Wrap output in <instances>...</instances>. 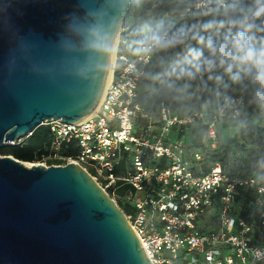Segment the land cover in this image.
<instances>
[{
    "label": "water",
    "instance_id": "1",
    "mask_svg": "<svg viewBox=\"0 0 264 264\" xmlns=\"http://www.w3.org/2000/svg\"><path fill=\"white\" fill-rule=\"evenodd\" d=\"M139 0H0V150L99 103ZM107 34L110 48L94 44ZM0 264H150L125 214L77 164L0 156Z\"/></svg>",
    "mask_w": 264,
    "mask_h": 264
},
{
    "label": "built area",
    "instance_id": "2",
    "mask_svg": "<svg viewBox=\"0 0 264 264\" xmlns=\"http://www.w3.org/2000/svg\"><path fill=\"white\" fill-rule=\"evenodd\" d=\"M207 2L199 1L195 9L208 13ZM153 55H126L118 39L97 108L77 123L44 122L52 141L47 154L30 164H77L113 196L119 186L128 187L116 197L130 206L125 216L150 264H264L258 221L253 213L242 216L236 201L253 191L245 205L255 207L264 224V179L232 175L219 162H206L222 144L218 130L227 113L233 132L247 127L248 102L225 97L224 106L208 116L204 104L186 113L164 104L146 111L137 100L138 86ZM200 127L202 142L188 143L186 134ZM258 130L264 131L263 115ZM30 135L12 144H23ZM63 146L74 154L63 155ZM226 157L230 163L242 156Z\"/></svg>",
    "mask_w": 264,
    "mask_h": 264
},
{
    "label": "trees",
    "instance_id": "3",
    "mask_svg": "<svg viewBox=\"0 0 264 264\" xmlns=\"http://www.w3.org/2000/svg\"><path fill=\"white\" fill-rule=\"evenodd\" d=\"M201 0H139L131 10L119 35V47L122 52L129 55L136 42L144 37L151 29L158 27L175 31L181 27L199 25L203 21L211 18L217 6V0H210L206 3L208 13L202 14L196 10V4ZM182 50H171L168 52H157L153 55L147 72L139 82L138 102L149 112H155L157 108L164 104L174 112L186 113L200 110L204 104L205 116L218 112L224 106L225 97H239L247 106V127L239 128L233 132V139L228 143L223 141L221 133L226 124H230V117L227 113L219 126L218 136L221 146L210 151L206 162H219L232 174L243 176L256 175L264 179V131L258 130L261 123V115L264 110L259 109V105L252 102L251 89H245L238 84L232 83L227 76L224 82L217 84L215 81L204 78L205 82H192L187 91H177V87L182 81H177L171 74V66L180 56ZM173 85V86H170ZM196 90V91H195ZM193 91H195L194 94ZM225 131V130H224ZM188 143H198L203 140V127L198 130L192 129L186 134ZM52 141V134L47 126L37 127L31 135L25 139L23 144L8 145L0 150L1 156H12L22 162L35 163L47 154V149ZM244 148L246 154L238 160H231L228 163L226 156H236V151ZM238 150V151H239ZM63 155H72L75 150L70 146L62 147ZM231 154V155H230ZM129 192L128 187H118L116 196H123ZM109 196L112 195L108 191ZM255 197L253 191L242 193L238 196L237 208L242 216L254 214V219L258 221L260 233L257 239L264 240V224L256 217L255 207L246 206L245 203ZM117 206L125 214L131 213L130 206L121 200L116 201Z\"/></svg>",
    "mask_w": 264,
    "mask_h": 264
},
{
    "label": "clouds",
    "instance_id": "4",
    "mask_svg": "<svg viewBox=\"0 0 264 264\" xmlns=\"http://www.w3.org/2000/svg\"><path fill=\"white\" fill-rule=\"evenodd\" d=\"M211 18L199 25L170 31L151 29L133 51L140 56L182 50L171 66V74L187 91L192 82L204 78L224 82V77L251 89L252 102L264 107V0H217ZM94 44L110 48L107 34L94 31ZM173 86V85H170Z\"/></svg>",
    "mask_w": 264,
    "mask_h": 264
},
{
    "label": "rangeland",
    "instance_id": "5",
    "mask_svg": "<svg viewBox=\"0 0 264 264\" xmlns=\"http://www.w3.org/2000/svg\"><path fill=\"white\" fill-rule=\"evenodd\" d=\"M116 46H117V40H116ZM231 127H232L231 125L226 124V126H224V128H222L225 131L222 130L223 132L221 133V135L223 137V141H225L226 143H228L230 141V139H233V137H232L233 136V131H232L233 129ZM238 150L235 153L236 156H244L247 152V150H244V148L240 149L239 151ZM24 163H31V162H24ZM110 197L114 200L115 203H116V201L119 200L116 196L111 195Z\"/></svg>",
    "mask_w": 264,
    "mask_h": 264
},
{
    "label": "bare ground",
    "instance_id": "6",
    "mask_svg": "<svg viewBox=\"0 0 264 264\" xmlns=\"http://www.w3.org/2000/svg\"><path fill=\"white\" fill-rule=\"evenodd\" d=\"M115 46H116V41H115V44H114V49H115ZM113 60H114V50H113V56H112V64H113ZM109 80H110V73H109V78H108V82H109ZM108 82H107V84H108ZM107 84H106V86H107ZM106 86H105V88H106ZM97 106H98V104H97ZM97 106L94 108V110L97 108ZM94 110L92 111V113L94 112ZM23 164L25 165V166H32V164H30V163H24L23 162Z\"/></svg>",
    "mask_w": 264,
    "mask_h": 264
}]
</instances>
